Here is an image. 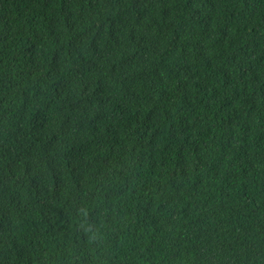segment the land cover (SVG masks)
I'll return each mask as SVG.
<instances>
[{
  "label": "trees",
  "instance_id": "1",
  "mask_svg": "<svg viewBox=\"0 0 264 264\" xmlns=\"http://www.w3.org/2000/svg\"><path fill=\"white\" fill-rule=\"evenodd\" d=\"M0 264H264V0H0Z\"/></svg>",
  "mask_w": 264,
  "mask_h": 264
}]
</instances>
